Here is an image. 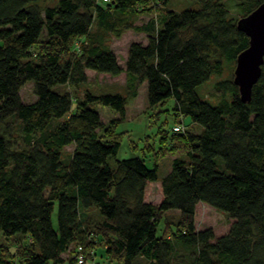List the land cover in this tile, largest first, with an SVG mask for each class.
I'll list each match as a JSON object with an SVG mask.
<instances>
[{"label":"trees","instance_id":"trees-1","mask_svg":"<svg viewBox=\"0 0 264 264\" xmlns=\"http://www.w3.org/2000/svg\"><path fill=\"white\" fill-rule=\"evenodd\" d=\"M48 1L0 0V264H61L67 253L73 264L72 247L117 264H264V63L248 103L233 83L249 45L236 23L264 0H185L179 11L171 0L39 6ZM146 2L156 13L135 26ZM127 30L148 43L131 44L122 69L107 42ZM87 71L125 73L124 94L96 93ZM142 85L149 108L172 100L176 120L157 133L152 169L117 159L115 127ZM93 106L118 118L105 126ZM158 182L152 204L145 193ZM198 204L226 214L229 232L196 230Z\"/></svg>","mask_w":264,"mask_h":264},{"label":"rangeland","instance_id":"rangeland-1","mask_svg":"<svg viewBox=\"0 0 264 264\" xmlns=\"http://www.w3.org/2000/svg\"><path fill=\"white\" fill-rule=\"evenodd\" d=\"M190 1V0H189ZM58 0H52L48 2H40L39 6H54ZM104 2H106L104 0ZM149 2H154V0H149ZM147 4V2H146ZM144 5L150 11L144 14L138 15V20L134 25H142L148 21L150 17H153L156 13L155 8L152 9L151 4ZM172 8L179 11L183 4L186 5L185 0H171ZM143 5V4H142ZM141 7V4L138 5ZM133 43H138L143 46L148 43V36L144 33H138L132 30L125 31L119 38H110L107 42L112 53L115 55L119 66L124 69L125 63L128 58L129 47ZM78 44V43H75ZM88 76V81L92 85L96 93H121L124 94L126 76L125 73L117 77H111L105 74H96L92 71L86 72ZM90 86V85H89ZM87 86V87H89ZM79 95L83 93V90H79ZM20 97L23 103L29 104L36 100L34 95L33 84L27 83L23 86L20 91ZM173 102L168 100L162 106L148 107L146 103V85H142L138 91V96L132 100H128L126 105V116L122 122H119L115 127V134L118 135L120 148L117 154L118 160L131 159V158H142L144 159L146 166L152 169L154 166V161L152 155L154 152L158 151L161 147L159 143L160 136L157 135L159 129L162 127L163 130L170 133L172 126L176 123L173 113ZM101 118L102 123L106 126L111 120H116L118 114L112 110L103 106H93ZM185 124L189 123V119H183ZM148 147L153 149L148 150ZM72 147L65 148L66 152L71 153ZM170 156V155H169ZM165 158V157H164ZM160 157L158 159L159 163V178H162L168 170H170L169 158ZM145 199L152 204H159L162 200V192L160 183L149 184L145 193ZM196 230H204L211 228L214 231L216 237L226 235L232 225V221L227 218L226 214L216 211L215 209L205 205L198 204L196 206ZM179 218V212H169L164 217L157 231V235L162 234V230L169 233L168 229L164 227L169 225L168 223H173ZM53 226L57 227V215L56 211L52 215ZM166 223V224H165ZM171 230L174 231L175 228L171 226ZM162 231V232H161ZM2 242V240L0 241ZM1 244V243H0ZM73 248V247H72ZM70 249L72 253L71 258L76 260L79 250ZM75 250V251H74ZM101 252L98 250L96 252L95 258L85 261V264H117L109 263L100 257ZM65 257L70 258V253L65 254ZM138 259L135 264H144V262ZM140 261V262H139ZM61 264H69L68 261H64ZM77 264V263H73Z\"/></svg>","mask_w":264,"mask_h":264},{"label":"water","instance_id":"water-1","mask_svg":"<svg viewBox=\"0 0 264 264\" xmlns=\"http://www.w3.org/2000/svg\"><path fill=\"white\" fill-rule=\"evenodd\" d=\"M236 28L248 37L249 45L236 58L233 83L238 88L241 101L248 103L264 63V3L250 15L239 19Z\"/></svg>","mask_w":264,"mask_h":264},{"label":"built area","instance_id":"built-area-1","mask_svg":"<svg viewBox=\"0 0 264 264\" xmlns=\"http://www.w3.org/2000/svg\"><path fill=\"white\" fill-rule=\"evenodd\" d=\"M105 1L107 2L108 0H105ZM76 261H77V264H84L85 263V257L82 255V253L78 252V255L76 257Z\"/></svg>","mask_w":264,"mask_h":264},{"label":"crops","instance_id":"crops-1","mask_svg":"<svg viewBox=\"0 0 264 264\" xmlns=\"http://www.w3.org/2000/svg\"><path fill=\"white\" fill-rule=\"evenodd\" d=\"M101 252V251H100ZM101 254H102V252H101ZM62 259L64 260V261H67V258L65 257V254L62 256Z\"/></svg>","mask_w":264,"mask_h":264}]
</instances>
